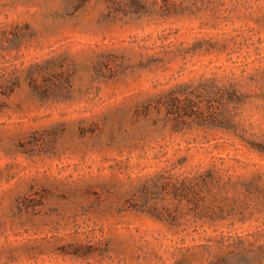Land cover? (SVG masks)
I'll return each mask as SVG.
<instances>
[{
    "label": "rangeland",
    "instance_id": "obj_1",
    "mask_svg": "<svg viewBox=\"0 0 264 264\" xmlns=\"http://www.w3.org/2000/svg\"><path fill=\"white\" fill-rule=\"evenodd\" d=\"M200 4L197 19L106 23L101 4L0 0V264H264L235 240L264 216L213 221V192L196 205L165 191L195 170L244 181L264 154L166 109L141 114L179 86L231 79L241 128L264 142V0ZM64 73L70 87L45 82Z\"/></svg>",
    "mask_w": 264,
    "mask_h": 264
},
{
    "label": "trees",
    "instance_id": "obj_2",
    "mask_svg": "<svg viewBox=\"0 0 264 264\" xmlns=\"http://www.w3.org/2000/svg\"><path fill=\"white\" fill-rule=\"evenodd\" d=\"M76 10L86 8L92 3L101 4L104 7L102 14L106 23H116L135 17H158L163 19H197L202 12L201 0H70ZM218 10L213 11V16L220 18ZM162 42L166 39L159 38ZM45 73V72H43ZM47 73H45V77ZM31 85L33 90L42 93L43 87L38 78L32 76ZM71 76L64 73L55 82L47 80V84L57 86H71ZM18 87L13 84L9 93H13ZM264 85H262V88ZM45 93V92H44ZM262 97L264 99V90ZM244 95L240 93L237 85L231 79L225 82L219 78H212L196 84H185L179 86L146 103L141 109V114L149 115L154 110L166 109L174 117L175 123L185 122L188 125L220 130L240 139L250 145L251 148L264 154V142L257 143L249 141L247 132L241 128L237 117L238 110L245 101ZM225 174L220 175L215 171L200 173L197 170L187 173L180 181L168 182L165 186L167 195L173 199L194 202L197 205L199 197L204 192L211 191L216 195L215 208L208 215L213 221L224 220L230 215L239 217L241 221L250 220L256 215L264 216V172L257 171L244 181H235L230 174V169H224ZM231 190L251 198V203L244 204L240 212L236 206L227 210L222 205L226 199H220L229 194ZM220 199V200H219ZM202 209V207H200ZM160 215V214H157ZM206 217V216H205ZM238 240L237 250L249 262L258 259L264 263V227H258L255 231L235 238Z\"/></svg>",
    "mask_w": 264,
    "mask_h": 264
}]
</instances>
